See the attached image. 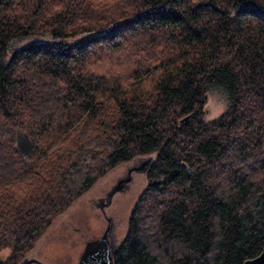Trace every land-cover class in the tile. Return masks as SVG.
<instances>
[{
	"label": "trees",
	"instance_id": "trees-1",
	"mask_svg": "<svg viewBox=\"0 0 264 264\" xmlns=\"http://www.w3.org/2000/svg\"><path fill=\"white\" fill-rule=\"evenodd\" d=\"M27 35L50 38L10 49ZM214 88L229 103L207 120ZM143 159L114 264H242L262 251L264 0H0L3 264Z\"/></svg>",
	"mask_w": 264,
	"mask_h": 264
},
{
	"label": "rangeland",
	"instance_id": "rangeland-1",
	"mask_svg": "<svg viewBox=\"0 0 264 264\" xmlns=\"http://www.w3.org/2000/svg\"><path fill=\"white\" fill-rule=\"evenodd\" d=\"M48 38L50 35L17 37L11 41L10 49L14 51L22 43ZM228 103V98L223 90L212 89L205 105V119L209 120L219 116L226 109ZM139 163L138 160L121 163L99 179L89 191L55 218L53 224L37 241L35 248L28 256L35 257L44 264H77L85 241L98 237L103 229L102 224H106L103 212L98 208L96 202L98 197L112 188L119 178L126 175L130 167ZM130 182L129 190L116 192L107 209L108 214L111 212L114 214V231L117 241L124 235L131 208L145 185L144 171H133ZM2 256L4 257V255ZM3 257L0 260H3Z\"/></svg>",
	"mask_w": 264,
	"mask_h": 264
},
{
	"label": "water",
	"instance_id": "water-1",
	"mask_svg": "<svg viewBox=\"0 0 264 264\" xmlns=\"http://www.w3.org/2000/svg\"><path fill=\"white\" fill-rule=\"evenodd\" d=\"M189 117L190 115L185 116L182 119V122L187 121ZM18 146L25 156L29 153L31 140L26 134L19 137ZM147 163L148 159H143L139 164L130 167L127 175L120 179L109 191L108 201L106 204L111 203L112 197L116 192L128 186L127 183L131 181L133 171H145ZM103 210L106 214L105 209ZM113 229L114 224L110 220L102 235L86 241L77 264H114V253L116 251L118 241L112 235ZM31 261L34 260L24 259L21 264H30ZM3 263L4 261L0 260V264ZM242 264H264V248L257 256L246 259Z\"/></svg>",
	"mask_w": 264,
	"mask_h": 264
},
{
	"label": "flooded vegetation",
	"instance_id": "flooded-vegetation-1",
	"mask_svg": "<svg viewBox=\"0 0 264 264\" xmlns=\"http://www.w3.org/2000/svg\"><path fill=\"white\" fill-rule=\"evenodd\" d=\"M139 162H141V160L139 161ZM128 173V172H127ZM127 175V174H126ZM126 175H124L123 177H125ZM123 177H121V178H119L118 180H117V182L120 180V179H122ZM132 180V179H131ZM116 182V183H117ZM128 184V186L127 187H124L122 190H129V188H130V184H131V182H128L127 183ZM113 187V186H112ZM112 188H110L109 190H107L106 192H104L103 193V195H101V196H99L98 197V200L96 201L97 202V205H98V208L99 209H101L102 210V212H103V215H104V220H106V224L104 225V224H102V226H103V229H102V232L100 233V235H102L103 234V232L105 231V229H106V227L108 226V224H109V221L111 220L112 222H113V224H114V229H115V222H114V214H113V212H111L110 214H108V212H107V209L110 207V205H111V203L110 204H106L107 203V201H108V194H109V191L111 190ZM122 190H120V191H122ZM103 209H105V212H106V214L104 213V210ZM114 229H113V231H112V235H113V237H115V231H114ZM99 235V236H100ZM86 241H88V239L86 240ZM86 241H85V243H86ZM85 246V245H84ZM83 251V250H82ZM81 254V253H80ZM79 257H80V255L78 256V260H79ZM25 259L26 260H34V261H31V263H35V262H37L38 264H44L42 261H39V260H37V258H35V257H31V256H26L25 257ZM30 263V264H31Z\"/></svg>",
	"mask_w": 264,
	"mask_h": 264
}]
</instances>
